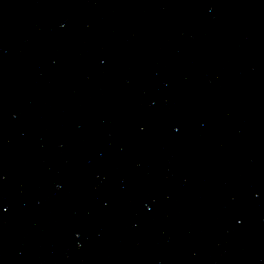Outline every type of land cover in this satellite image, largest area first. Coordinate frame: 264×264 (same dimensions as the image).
Returning a JSON list of instances; mask_svg holds the SVG:
<instances>
[{
  "label": "water",
  "instance_id": "obj_1",
  "mask_svg": "<svg viewBox=\"0 0 264 264\" xmlns=\"http://www.w3.org/2000/svg\"><path fill=\"white\" fill-rule=\"evenodd\" d=\"M0 264H264V0H0Z\"/></svg>",
  "mask_w": 264,
  "mask_h": 264
},
{
  "label": "snow or ice",
  "instance_id": "obj_2",
  "mask_svg": "<svg viewBox=\"0 0 264 264\" xmlns=\"http://www.w3.org/2000/svg\"><path fill=\"white\" fill-rule=\"evenodd\" d=\"M3 209H0V211H2Z\"/></svg>",
  "mask_w": 264,
  "mask_h": 264
}]
</instances>
